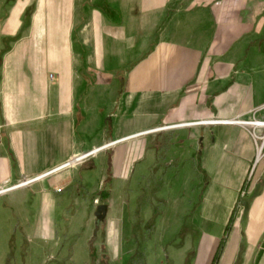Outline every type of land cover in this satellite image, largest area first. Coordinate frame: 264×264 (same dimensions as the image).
<instances>
[{
  "label": "crops",
  "instance_id": "0c3cea01",
  "mask_svg": "<svg viewBox=\"0 0 264 264\" xmlns=\"http://www.w3.org/2000/svg\"><path fill=\"white\" fill-rule=\"evenodd\" d=\"M216 120L264 121V0H0V264L13 220L70 227L93 151L116 182L176 166L207 264H264V156Z\"/></svg>",
  "mask_w": 264,
  "mask_h": 264
},
{
  "label": "rangeland",
  "instance_id": "374dc122",
  "mask_svg": "<svg viewBox=\"0 0 264 264\" xmlns=\"http://www.w3.org/2000/svg\"><path fill=\"white\" fill-rule=\"evenodd\" d=\"M89 160L66 166L79 167L87 162L80 175L81 194L74 196L79 211L68 214L72 217L70 227L58 230L55 244L47 246L43 239L29 232L27 235L29 230L13 220L3 264H20L16 261L19 257L23 264H182L183 260L184 264H194L199 248V264L208 263L205 246L193 240L197 230L192 226V204L198 198L182 195L185 190L177 187L181 182L175 178L176 166H166L167 172L162 173L163 165L150 170L140 164L133 168L129 181L116 182L106 157L99 166ZM96 167L99 171L93 174L91 170ZM5 196L0 194V219L5 215L1 210L3 203L7 205ZM102 204L108 206V213L99 222L95 211ZM4 237L5 229L0 226V258L5 253Z\"/></svg>",
  "mask_w": 264,
  "mask_h": 264
},
{
  "label": "built area",
  "instance_id": "2783aa9c",
  "mask_svg": "<svg viewBox=\"0 0 264 264\" xmlns=\"http://www.w3.org/2000/svg\"><path fill=\"white\" fill-rule=\"evenodd\" d=\"M214 122H216V123H233V124H238V125H242V126L251 127L253 129V136H254V138L256 140V143L259 144L257 146V152H258L257 157H259V159H260V158H262L264 156V133L263 134H257L256 133V130L258 128L259 129L260 128L264 129V121L252 120V121L247 122V121H241V120H225V121L216 120ZM88 157H89V155L87 156V158ZM79 158H80V156L76 157L74 159V161H72V162H75V163L76 162H81V160H78ZM85 159H83V160H85ZM72 162L67 163L65 166H69Z\"/></svg>",
  "mask_w": 264,
  "mask_h": 264
},
{
  "label": "water",
  "instance_id": "95a60500",
  "mask_svg": "<svg viewBox=\"0 0 264 264\" xmlns=\"http://www.w3.org/2000/svg\"><path fill=\"white\" fill-rule=\"evenodd\" d=\"M107 213H108V206L105 204H102L96 208L95 216L99 222H102L107 217Z\"/></svg>",
  "mask_w": 264,
  "mask_h": 264
},
{
  "label": "trees",
  "instance_id": "16d2710c",
  "mask_svg": "<svg viewBox=\"0 0 264 264\" xmlns=\"http://www.w3.org/2000/svg\"><path fill=\"white\" fill-rule=\"evenodd\" d=\"M107 196H108L107 194H103V197H107ZM224 243H225L224 240H222V241L220 242V245H219V247H218V250H217L216 256H215V258H214L212 264H218L219 259H220V256H221V253H222V250H223V247H224ZM90 248L92 249V254H94L95 252H94V248L92 247V244H91ZM92 254H91V255H92Z\"/></svg>",
  "mask_w": 264,
  "mask_h": 264
},
{
  "label": "bare ground",
  "instance_id": "6f19581e",
  "mask_svg": "<svg viewBox=\"0 0 264 264\" xmlns=\"http://www.w3.org/2000/svg\"><path fill=\"white\" fill-rule=\"evenodd\" d=\"M92 153H94V151L91 152L90 154H92ZM90 154H86V155L80 156V158H79L78 160H81V161H82L83 159L87 158V156L90 155ZM72 163H75V162H72ZM72 163H71V164H72ZM30 182H32V181H28L27 183L24 182V183L21 184L20 186H24V185H26V184H28V183H30ZM17 187H18V186H17Z\"/></svg>",
  "mask_w": 264,
  "mask_h": 264
}]
</instances>
